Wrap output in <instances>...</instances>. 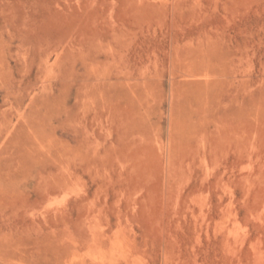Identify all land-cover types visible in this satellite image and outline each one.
Masks as SVG:
<instances>
[{"label":"rangeland","instance_id":"obj_1","mask_svg":"<svg viewBox=\"0 0 264 264\" xmlns=\"http://www.w3.org/2000/svg\"><path fill=\"white\" fill-rule=\"evenodd\" d=\"M0 264H264V0H0Z\"/></svg>","mask_w":264,"mask_h":264}]
</instances>
